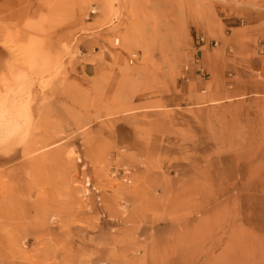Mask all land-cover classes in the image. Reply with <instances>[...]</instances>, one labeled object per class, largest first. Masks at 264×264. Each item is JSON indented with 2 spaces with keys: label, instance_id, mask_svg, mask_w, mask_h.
<instances>
[{
  "label": "rangeland",
  "instance_id": "1",
  "mask_svg": "<svg viewBox=\"0 0 264 264\" xmlns=\"http://www.w3.org/2000/svg\"><path fill=\"white\" fill-rule=\"evenodd\" d=\"M263 31L264 0H0V264H264Z\"/></svg>",
  "mask_w": 264,
  "mask_h": 264
},
{
  "label": "bare ground",
  "instance_id": "2",
  "mask_svg": "<svg viewBox=\"0 0 264 264\" xmlns=\"http://www.w3.org/2000/svg\"><path fill=\"white\" fill-rule=\"evenodd\" d=\"M21 5H22V3H17L16 6L18 7V9H17L16 13L15 14H8V15L10 17H14L16 14L18 15L23 11H29V9L34 8V6H31L30 8H25V7H23V5L21 7ZM29 103H30V101H28L24 106V110H23L24 118L23 117L21 118L20 116L16 115V112H17L16 108H15L14 113L13 112L8 113V111L5 108H0V121L2 122L4 120L3 123H0V139L5 138L9 134L12 136H16L17 133L19 132V130L21 129L20 137H21L22 142H24L25 138L28 137V131H27V127H26L27 123L25 122L24 119L26 117H29ZM16 119H18V120L16 121ZM6 121H8V122H6ZM11 155L8 158H4V159L0 158V163H3V164L7 163L8 164L11 161L15 160L16 156H17V152L14 150L13 153H11ZM248 186L255 187L257 189H261L259 191L264 190L263 189L264 188V182L263 183L257 182L254 184H250L248 181L247 185H244V187L247 188ZM183 226H185V224Z\"/></svg>",
  "mask_w": 264,
  "mask_h": 264
},
{
  "label": "crops",
  "instance_id": "3",
  "mask_svg": "<svg viewBox=\"0 0 264 264\" xmlns=\"http://www.w3.org/2000/svg\"><path fill=\"white\" fill-rule=\"evenodd\" d=\"M264 34V31L262 32ZM261 34V33H260Z\"/></svg>",
  "mask_w": 264,
  "mask_h": 264
}]
</instances>
